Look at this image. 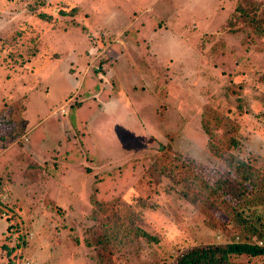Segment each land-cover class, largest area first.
<instances>
[{
	"label": "rangeland",
	"instance_id": "374dc122",
	"mask_svg": "<svg viewBox=\"0 0 264 264\" xmlns=\"http://www.w3.org/2000/svg\"><path fill=\"white\" fill-rule=\"evenodd\" d=\"M226 150L264 171V0H0V264H171L243 240L157 179L168 153L212 180ZM93 195L148 234L107 240ZM240 205L264 235V192Z\"/></svg>",
	"mask_w": 264,
	"mask_h": 264
},
{
	"label": "trees",
	"instance_id": "16d2710c",
	"mask_svg": "<svg viewBox=\"0 0 264 264\" xmlns=\"http://www.w3.org/2000/svg\"><path fill=\"white\" fill-rule=\"evenodd\" d=\"M236 9L240 12L238 15L251 13L244 3L239 4ZM40 16L51 15L42 12ZM213 117L215 123L223 120V115L216 109L206 107L201 122L210 138L214 132V126L210 123V118ZM233 130V133L236 132L235 128ZM229 139L228 147L230 148L236 143V138L231 134ZM210 144L214 152H219L215 149L213 141ZM160 147L165 148V145L161 144ZM223 153L226 155L224 156L229 169L219 172L212 180L196 167L188 166L184 162H176L178 161L176 157H174L176 160L174 161L171 155L165 153L166 155L160 160L161 169L157 179L166 175L176 183H184L185 187L182 193L185 197L198 207L206 208L208 203L213 207V212L227 214L239 226L244 234V239L192 246L179 254L171 264H245L241 261L235 263L233 259L244 255L249 257L264 256V235L261 229L254 224L252 218L244 214L243 205H240L244 200H247L251 193L264 192V171L230 151ZM95 198L96 195H93L94 202L98 203L99 207H103L102 210L106 212L108 209L111 213L110 216L104 217L102 225L107 240L129 242L140 235L148 234L136 223V215H133V208L128 202L122 201L114 205L112 202H99ZM111 207L113 208L111 209ZM5 209L7 206L0 200V211L5 214ZM97 214L100 212L97 211ZM252 237H258L260 241H252Z\"/></svg>",
	"mask_w": 264,
	"mask_h": 264
},
{
	"label": "crops",
	"instance_id": "0c3cea01",
	"mask_svg": "<svg viewBox=\"0 0 264 264\" xmlns=\"http://www.w3.org/2000/svg\"><path fill=\"white\" fill-rule=\"evenodd\" d=\"M7 226H8L7 220L0 216V235L4 232Z\"/></svg>",
	"mask_w": 264,
	"mask_h": 264
}]
</instances>
